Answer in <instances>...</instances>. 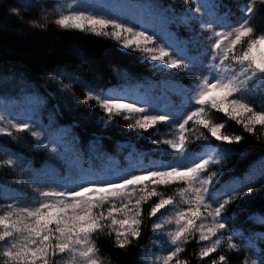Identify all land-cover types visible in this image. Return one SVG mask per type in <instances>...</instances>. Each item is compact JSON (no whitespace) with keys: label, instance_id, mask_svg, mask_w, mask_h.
Returning a JSON list of instances; mask_svg holds the SVG:
<instances>
[{"label":"snow or ice","instance_id":"snow-or-ice-1","mask_svg":"<svg viewBox=\"0 0 264 264\" xmlns=\"http://www.w3.org/2000/svg\"><path fill=\"white\" fill-rule=\"evenodd\" d=\"M21 3L27 9L38 0ZM188 3L179 17L151 2L56 0L51 8L41 6L42 20L51 17L62 30L109 38L125 54L138 53L141 62H149L154 70L173 78L182 73L191 82L173 87L178 103L169 97L161 106L124 87L97 88L75 74L52 73L69 81L62 91L73 84L83 87V103L95 102L105 123L123 118L128 129L139 133L158 124L171 125L172 139L155 140L170 149L158 159L132 151L123 164L97 166L98 156L85 161L75 141L70 146L65 130L53 128L52 115L43 126L34 112L0 114V135L18 140L20 134L28 133L37 146L51 145L50 151L66 164L64 172L50 173L4 150L0 168L18 170L21 179L16 183L21 187L0 186V199L5 201L0 203V264H111L101 256L97 240L114 236L115 247H130L141 237L144 205L153 200L147 216L152 219L153 244L159 252L146 251L143 260L190 264L181 256L195 240L201 245L200 261L216 253L211 264H229L225 253L245 252L248 255L241 264H264V232L246 234L234 226L235 215L226 214L229 205L253 193V186L264 180V158L244 174L222 182L225 161L233 151L228 146L244 138L225 134L228 122L235 121L252 135L257 126L264 127V103L260 110L254 103L264 97V30L258 31L253 24L261 10L258 4L264 7V0H244L237 9L239 16L221 0ZM221 7L227 10L221 12ZM9 11L20 14L17 7ZM176 20L193 33L189 39L169 30ZM29 24L47 26L36 20ZM216 113L227 120L217 122ZM213 167L219 171H210ZM172 186V195L161 190ZM249 220L264 225L260 214Z\"/></svg>","mask_w":264,"mask_h":264},{"label":"trees","instance_id":"trees-1","mask_svg":"<svg viewBox=\"0 0 264 264\" xmlns=\"http://www.w3.org/2000/svg\"><path fill=\"white\" fill-rule=\"evenodd\" d=\"M55 2L56 0H38L35 7L26 9L21 0H0V95L10 99L8 103L0 105V114L8 116L19 112H34L43 126L49 124V116L52 115L53 128L65 130L70 146L75 141V147L83 154L85 161L89 156H98L99 159L95 160L97 166L109 162L123 164L132 151L146 153L151 159L160 158L165 150L170 151L167 145H158L155 140L172 139L171 125L158 124L146 133H139L128 129V121L123 118L105 123L106 118L95 106V102L83 103V87L73 84L71 88L62 91L69 81L61 80L52 73H72L97 88L120 84L132 91H139L142 97L161 106L169 97L173 103H178L179 98L172 94V89L176 84L186 86L191 82L190 78L182 73L173 78L156 71L149 62H141L143 58L138 53L125 54V50L109 38L77 30H62L51 22V17L47 22L42 20L41 6L51 8ZM122 2H151L162 9H170L171 14L176 17L181 16L189 7L188 0ZM221 3L237 12L240 0H221ZM12 7L20 9L19 16L10 13ZM258 8L261 10L257 12L253 24L261 31L264 30V7L258 4ZM226 10L225 7L220 9L221 12ZM31 20L46 23L47 26L45 29L32 27L29 24ZM195 28L199 31V25H195ZM169 30L181 39H189L193 35L179 20L171 23ZM171 71L176 72L174 69ZM254 103L257 110H260L264 97L257 98ZM213 119L223 122L227 117L216 113ZM224 133L242 135L244 138L239 144L228 146L233 151L225 161L224 168L227 171L222 182L232 175L244 174L250 166L264 158V127L257 126L256 134L252 135L244 132L242 126L235 121H229ZM94 141L98 143L93 144ZM5 149L21 155L34 169L50 173L66 170L65 161L50 151L51 145L37 146L35 138L28 133L20 134L18 140L0 135V159L6 158L3 154ZM210 171L219 169L213 167ZM20 179L21 173L18 170L0 168V186L19 188L21 185L16 182ZM27 183L32 182L29 180ZM253 187V193L236 200L226 210V214L235 215L234 226L244 230L246 234L264 232V225L249 220L254 214L264 216V180L258 181ZM161 190L172 195L175 186ZM153 202L154 200L144 205L145 222L140 239L133 240L126 249H119L114 245V236H101L97 244L102 257L110 260L111 264H151L152 258L145 261L142 257L146 251L159 252V248L153 244L152 219L147 216ZM0 203L5 201L0 199ZM200 246L195 240L190 241L181 258L189 260L190 264H211L217 254L213 253L200 261L197 259ZM225 254L229 257V264H241L243 257L248 255L245 252Z\"/></svg>","mask_w":264,"mask_h":264},{"label":"rangeland","instance_id":"rangeland-1","mask_svg":"<svg viewBox=\"0 0 264 264\" xmlns=\"http://www.w3.org/2000/svg\"><path fill=\"white\" fill-rule=\"evenodd\" d=\"M244 3V2H243ZM240 14L238 13L236 16H239ZM113 87H117V86H112V87H110V88H113Z\"/></svg>","mask_w":264,"mask_h":264}]
</instances>
